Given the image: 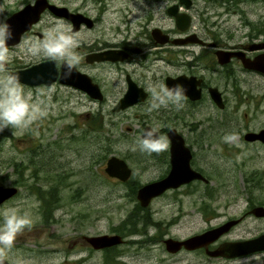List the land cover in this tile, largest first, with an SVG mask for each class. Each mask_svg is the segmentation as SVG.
Wrapping results in <instances>:
<instances>
[{"label": "flooded vegetation", "instance_id": "af4514ba", "mask_svg": "<svg viewBox=\"0 0 264 264\" xmlns=\"http://www.w3.org/2000/svg\"><path fill=\"white\" fill-rule=\"evenodd\" d=\"M47 1L62 7V13L55 15L46 7L39 19L20 33L18 41L8 43V70H24L50 60L43 55H30L27 46L34 36L43 38L44 33L40 28L50 25L45 22V15H52L66 24L67 28L80 34L77 48L79 64L70 78L64 76L61 80L60 75L64 74L63 64L59 60L52 61L55 78L47 84L21 81L24 90L34 97L36 88L51 89L55 85L62 92L49 93L51 90H47L49 96H53V105H48L50 108L46 111L52 109L58 112L59 102L62 101L78 106L79 115L81 106H84L86 114L92 115L95 121L98 111L105 110L110 112V116H117L115 119H108L112 126L123 119L122 125L126 127V131L132 132L118 136L115 133L107 135L108 144L102 153L100 151L99 160L103 174L121 185L126 191L125 196L131 197L132 208L121 220L109 222L106 228H98L95 218L86 229L80 227L70 249L73 252L71 255L69 251L66 252L63 261L67 264H135L136 261H141L140 264H144L145 255H148L145 251L146 244L156 243H160L161 251L167 254L164 259H169L170 262L183 260L181 264H240L242 260L255 262L260 254L264 255V249L237 255L213 253L224 242L264 233L261 230L248 237H228L233 228L247 217L264 218V200L247 199L239 209L240 212L232 208V200H219V193L215 191L234 187L236 175L242 178V170L238 168L236 173L222 176L221 181L218 179L219 174L213 172L214 162L209 159L210 156H224L233 159L235 163L240 152L250 153L249 150L256 152L258 148L264 149V138H248V133H258L264 129V122L251 127L247 121L240 123L237 118L242 105L247 106L249 102L256 104L254 79L256 76L264 78V72L248 68L242 61V57L253 59L264 53V25L261 27L244 16L240 24L247 27L248 36L245 39L227 37L228 34L224 35L221 27L218 31L214 23L197 21L198 0H189L188 4L180 0H79L73 5L72 0ZM162 1L166 3L163 6L164 13ZM211 1L227 13L245 15L252 11L254 13L252 5L262 4L264 0ZM33 2L34 0L17 2L19 4L11 10L3 12L4 18L7 19L13 12ZM174 4L181 23L176 21L174 14L168 12L169 6ZM68 14H74L76 18L72 20ZM236 51L239 53H229ZM105 52L110 57H96V54ZM175 84L183 85L186 89L184 106L179 110L169 106L149 111L152 100L149 86L170 87ZM59 97L61 101H58ZM245 115L247 116V112ZM61 117L62 114L55 113L48 120L54 123ZM77 119L78 117L74 118L75 123ZM149 128L157 129L159 134L168 138L165 151L148 155L138 148L132 150L137 139ZM0 136L2 137L1 132ZM55 137L62 139L64 136ZM116 139L125 143L122 150L113 149L111 143ZM56 142L59 140L49 139L46 149L36 152L33 148L29 151L31 156L26 161V167L32 168V175L44 168L57 173L54 176L59 178V169L64 166V162L42 166V158L49 156L48 154L64 153L54 145L55 148H52L51 144ZM112 157L122 161L117 172L122 170V174H126L125 178L106 171ZM12 163L16 168L20 164L15 159ZM192 172L199 176L191 175ZM244 176L243 184L246 187L249 185L250 190L263 184L264 176L256 170L250 174L249 182L246 174ZM155 181H161L165 186L143 204L137 197L138 191L145 184ZM54 191L51 188L48 192L50 200ZM193 192L197 193V199L190 204L197 206L206 219L223 216L219 223L202 231L225 222L233 223L206 245L193 248L181 246L177 250H169L165 239H184L202 231L184 237L171 234L170 227L177 222L178 216L171 214L157 218L152 204L162 202L161 205H171L176 202V207H181L182 204L185 205L182 198ZM258 206L262 208L254 211ZM81 219L84 220L85 216H81ZM107 235L111 237L108 238ZM102 236L106 238L93 240V237ZM164 259L157 258V264H161Z\"/></svg>", "mask_w": 264, "mask_h": 264}, {"label": "rangeland", "instance_id": "374dc122", "mask_svg": "<svg viewBox=\"0 0 264 264\" xmlns=\"http://www.w3.org/2000/svg\"><path fill=\"white\" fill-rule=\"evenodd\" d=\"M19 1L21 0H0V9L3 12H8L13 6L19 4L17 3ZM78 1L72 0L71 4ZM262 2V4L252 5L254 13L252 11L244 15L236 12L227 13L219 5H214L211 0H198L196 19L199 23H214V27L218 31L221 27L222 33L228 34L227 37L245 39L248 36V30L247 27L240 24L242 18L245 16L262 27L264 25V1ZM165 4L164 1L161 2L163 13ZM44 20L50 25L60 21L48 14L45 15ZM165 20L168 21L166 17ZM48 26L41 27L40 30L44 33ZM64 26L67 28L66 24ZM38 39L40 38L37 36L33 37V41ZM254 83H256L254 90L257 97L256 104L249 102L247 106L242 105L237 114L240 123L247 121L251 127L259 126L264 122V78L256 76ZM36 89L33 98L43 102L41 107L46 114L38 117L26 130L4 129L0 140V185L17 187V191L8 198L9 200L6 199L0 203V213L6 208H16L21 214H27L32 220V226L25 228L17 236L13 248L7 254L5 264H67L63 261V256L68 251L70 255L73 252L70 249L80 227L86 229L95 218L98 228H106L109 222L116 223L121 220L133 206L131 197L125 196L124 188L103 174L102 163L99 161L101 153L108 144L107 135L112 133H115V136L132 134V132H127L126 127L122 125L124 120L122 119L118 124L116 123V126H112L108 119L111 117L115 119L117 116H110L109 111L103 110L102 112L98 111L97 119L94 121L92 115L86 114L87 110L84 106H81L79 115L78 106L63 103L61 97L58 99L61 101L58 112L52 109L46 111L50 108L48 105H53L51 103L53 96H49V93H61L62 90L55 85L51 89L43 87ZM47 90L51 91L48 93ZM24 91L29 94V91ZM245 112H247V116ZM55 113L62 114V117L53 123L48 118ZM75 117H78L75 120L76 123L74 122ZM105 121L108 123L105 124ZM102 123L104 124L101 125ZM55 135L64 137L60 139ZM53 138L59 142L51 144L52 148L56 146L64 153L55 155L56 153L49 152V156L42 158V166L47 167V164L52 162H64V166L59 169L61 175L59 178L55 177L54 174L57 173H51L50 169L44 168L32 175L34 173L32 168L26 167V161L31 156L29 151L33 148L36 152L46 149L48 140ZM111 144L117 151L122 150L125 146L121 139L113 140ZM249 152L238 153L235 163L233 159L224 156L209 157L210 161L214 162L213 172L219 174L218 179L221 181L222 176L236 173L238 168L242 170V178L236 175L234 187L215 191V193H219L217 197L219 200H232V204H234L232 208H235L236 212L243 207L247 199L264 200V180L263 184L254 190H250L249 185L246 187V184H243L244 175L246 174L249 182L253 170L264 176V149L258 148L256 152L253 150H249ZM93 157L95 159H92ZM14 159L20 162L17 168L12 163ZM248 182L246 181L247 184H249ZM51 188L55 189L51 196L52 200L48 197ZM54 198L56 199L53 200ZM194 199H197V193L193 192L182 198L185 205L182 204L181 207H176V202L171 205H161L162 202L153 203L154 216L160 218L171 214L177 215V222H174L170 227V232L179 237L200 232L221 221L223 216L206 219L197 206L190 204ZM76 216L79 217L76 219ZM81 216H85V219H81ZM98 218H100L99 221ZM261 230H264V218L249 216L235 226L228 237H248ZM146 246L145 251L148 255H145L144 264H157V258L164 259L165 255L167 256L161 251L160 243L146 244ZM189 257L191 256H187V258ZM263 257L264 255L260 254L255 262L242 260L240 264H264ZM168 260L164 259L161 264H181L183 262V260L172 262ZM140 262L136 261L135 264H140Z\"/></svg>", "mask_w": 264, "mask_h": 264}, {"label": "clouds", "instance_id": "9594fccd", "mask_svg": "<svg viewBox=\"0 0 264 264\" xmlns=\"http://www.w3.org/2000/svg\"><path fill=\"white\" fill-rule=\"evenodd\" d=\"M11 39V25L0 9V132L6 128L26 130L38 117L46 114L41 107L43 102L34 100L31 94H26L19 75L8 70V41ZM79 44L80 34L58 21L46 28L42 39L28 42L27 52L33 56L43 55L52 61H61L65 77L70 78L79 64ZM148 91L152 97L149 111L169 106L179 110L184 106L186 89L183 85H150ZM167 146L168 138L159 134L157 129L149 128L137 139L132 150L138 148L142 153L151 155L165 151ZM0 221V264H5L7 254L13 248L17 236L25 228L32 226V220L16 208H6L0 213Z\"/></svg>", "mask_w": 264, "mask_h": 264}, {"label": "water", "instance_id": "95a60500", "mask_svg": "<svg viewBox=\"0 0 264 264\" xmlns=\"http://www.w3.org/2000/svg\"><path fill=\"white\" fill-rule=\"evenodd\" d=\"M183 3L188 4L189 0H180ZM48 7L52 13L55 15H60L62 13L63 8L59 7L53 3H49L47 0H34L33 3H27L24 7L21 9L13 12L8 18L7 21L11 25V30L13 33V39L9 40L8 43H14L18 41L20 37V33L30 27V25L34 22H36L41 12ZM168 12L171 14H174L176 17V21L178 23H181L179 21L180 15L179 12H177V6L171 5L168 8ZM72 20L76 18V15H70ZM181 28H184L180 25ZM258 47H261L260 45ZM225 52V51H224ZM231 54L239 53V51L236 52H229ZM96 57L99 58H106L110 57V54L107 52L105 53H98L96 54ZM243 64L248 68H253L256 70H259L261 72H264V53L257 55L253 59L250 58H244L242 57ZM13 73H16L19 75L20 80L26 83L30 84H40V83H50L55 78V68L52 65V60H45L41 63L35 64L34 66L14 71ZM65 75L61 73L60 79H64ZM88 87V86H87ZM86 87V88H87ZM87 90L90 91L89 88ZM250 139H253L255 137H262L264 138V129L260 130L258 133H248ZM1 140V136H0ZM122 161H119L116 157H112L108 161V165L106 167V171L109 172V174L116 175L120 178H125L126 174H122V170L117 172L118 169H120ZM191 175L193 176H199L198 173L192 172ZM171 176V175H170ZM164 183L161 181H155L150 182L148 184H145L137 193V197L141 200L143 204H146L148 200L151 198V196L156 195L159 193L163 187ZM17 191V187L13 185H0V203L6 200L7 198L11 197L15 194ZM261 206H258L254 209H260ZM261 214V213H259ZM233 223V221L225 222L221 225H218L216 227L207 229L205 231H202L201 233H197L194 235H191L189 237H186L184 239H175V238H167L165 239L166 246L169 250H177L181 246H185L188 248L198 247L206 245L208 242L214 240L217 238L221 233L226 231L229 226ZM108 236V235H107ZM111 236H108V238ZM114 237V236H113ZM103 238H106L105 236L102 237H93V240H103ZM104 243V242H103ZM257 249H264V233H261L255 237L251 238H245V239H239L234 241H227L222 243L216 250L213 251L214 254H229V255H237V254H243L248 253Z\"/></svg>", "mask_w": 264, "mask_h": 264}, {"label": "trees", "instance_id": "16d2710c", "mask_svg": "<svg viewBox=\"0 0 264 264\" xmlns=\"http://www.w3.org/2000/svg\"><path fill=\"white\" fill-rule=\"evenodd\" d=\"M3 134H4V132L2 131V132H1V135L3 136Z\"/></svg>", "mask_w": 264, "mask_h": 264}, {"label": "bare ground", "instance_id": "6f19581e", "mask_svg": "<svg viewBox=\"0 0 264 264\" xmlns=\"http://www.w3.org/2000/svg\"><path fill=\"white\" fill-rule=\"evenodd\" d=\"M140 188V187H139ZM9 200V199H8Z\"/></svg>", "mask_w": 264, "mask_h": 264}]
</instances>
